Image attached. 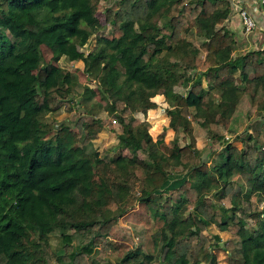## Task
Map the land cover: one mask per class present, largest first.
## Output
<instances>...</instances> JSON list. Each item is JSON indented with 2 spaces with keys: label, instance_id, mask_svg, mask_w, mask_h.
<instances>
[{
  "label": "trees",
  "instance_id": "16d2710c",
  "mask_svg": "<svg viewBox=\"0 0 264 264\" xmlns=\"http://www.w3.org/2000/svg\"><path fill=\"white\" fill-rule=\"evenodd\" d=\"M231 15L230 0H0V264H264V51L237 52ZM87 83L109 119L87 115ZM159 95L184 146L135 116ZM245 96L255 122L240 148L221 130ZM195 123L218 148L199 149ZM104 131L121 152L109 162ZM137 207L163 226L128 249L115 230ZM212 226L231 237L206 235Z\"/></svg>",
  "mask_w": 264,
  "mask_h": 264
},
{
  "label": "rangeland",
  "instance_id": "374dc122",
  "mask_svg": "<svg viewBox=\"0 0 264 264\" xmlns=\"http://www.w3.org/2000/svg\"><path fill=\"white\" fill-rule=\"evenodd\" d=\"M107 7L106 2H102L100 4V14L99 16L105 18L104 11ZM116 9V8H115ZM225 27L232 30L239 36L240 44L237 46L238 53H247L250 50H259L263 49L264 46V33L260 31H253L251 33H247L244 31L241 21L237 15L230 16L229 20L225 23ZM221 26H218L217 29H221ZM189 36L187 35V38ZM195 44L200 47L201 44L204 42L203 39H193ZM96 42V39L94 40ZM87 52L92 51V45H89L84 50ZM200 57L205 59L206 53L201 52ZM65 69H68L72 72L76 71H83L84 70V63L81 61H75L71 58L64 57L60 63ZM207 85L206 83L204 84ZM191 84H184L175 83L174 84V93L175 94H187L188 90L190 89ZM87 91L83 98V106L87 110L88 116H94L101 119H109L111 117L110 112L105 108L104 104L99 102L96 98L93 97L95 100L92 102L91 99L88 98V91H92L94 88L93 84L87 83L86 84ZM154 102L157 104V108L154 110H150L146 115L142 112H138L135 116L141 120L148 121L152 128L150 130L151 135L153 136L154 140H158L162 134H165V141L168 143L175 139L176 136H180V144L184 146L186 144L184 140V133L182 131L178 132L177 134L170 128V116L169 111L173 108L172 103L167 101L164 95H159L154 99ZM253 108L251 107V100L249 97L245 96L243 98V102L241 106L238 108V111L235 113L234 118L231 120L230 131H226L224 129L221 132L226 135V138L233 141L234 144L238 147H243L241 141H236L235 137L237 135L242 134L247 130L249 125L253 121ZM77 114L81 112L76 110L74 113H66L64 112L62 116L59 118V122L61 121H74L77 118ZM47 121L49 123H53V118L50 116L48 117ZM58 122V123H59ZM118 129H120V125H115ZM195 127V136L198 140V147L202 152L207 153L210 148H218V146H212V140L209 138V133L206 129H202L200 125L197 123L194 124ZM235 132V133H234ZM119 144V140L116 134L110 131H104L101 133L99 140L96 141V146L100 152L101 158L106 161H111L116 159L121 152L117 150V146ZM141 158H146L145 155L140 154ZM218 160V157H214L211 162L215 163ZM258 205L261 208H264V198L262 195H259ZM243 218L246 219L248 225L252 228L255 227L256 221L259 219L258 216H250L251 208L248 202L244 203L243 205ZM162 227V223L160 221H153L146 215V210L142 209L141 207H137L133 211H131L128 215L121 218L119 224L116 228L117 240L124 244V247L128 249L137 248V246L148 243L152 241V230L154 228ZM208 236L213 235H220L223 240H228L231 235L229 233L220 232L218 228L212 226L209 232L205 233ZM129 236L130 240L127 242L123 238V236ZM57 242L56 239H54ZM154 247L151 246L149 251L153 252Z\"/></svg>",
  "mask_w": 264,
  "mask_h": 264
},
{
  "label": "built area",
  "instance_id": "2783aa9c",
  "mask_svg": "<svg viewBox=\"0 0 264 264\" xmlns=\"http://www.w3.org/2000/svg\"><path fill=\"white\" fill-rule=\"evenodd\" d=\"M232 16L237 15L243 29L247 33L260 31L255 21L253 10L258 8L264 12V0H230Z\"/></svg>",
  "mask_w": 264,
  "mask_h": 264
},
{
  "label": "water",
  "instance_id": "95a60500",
  "mask_svg": "<svg viewBox=\"0 0 264 264\" xmlns=\"http://www.w3.org/2000/svg\"><path fill=\"white\" fill-rule=\"evenodd\" d=\"M253 15L258 25V28L264 33V12L259 10L258 8H255L253 10ZM262 50L264 51V46ZM221 245L223 246L224 244Z\"/></svg>",
  "mask_w": 264,
  "mask_h": 264
}]
</instances>
